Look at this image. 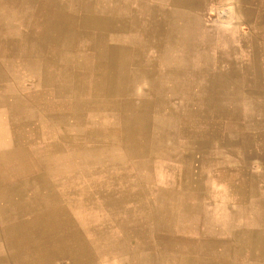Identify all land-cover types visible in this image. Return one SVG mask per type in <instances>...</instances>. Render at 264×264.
Listing matches in <instances>:
<instances>
[{
    "label": "rangeland",
    "instance_id": "374dc122",
    "mask_svg": "<svg viewBox=\"0 0 264 264\" xmlns=\"http://www.w3.org/2000/svg\"><path fill=\"white\" fill-rule=\"evenodd\" d=\"M103 2L0 0V83L43 172L0 264H264V0L155 94L87 14Z\"/></svg>",
    "mask_w": 264,
    "mask_h": 264
},
{
    "label": "crops",
    "instance_id": "0c3cea01",
    "mask_svg": "<svg viewBox=\"0 0 264 264\" xmlns=\"http://www.w3.org/2000/svg\"><path fill=\"white\" fill-rule=\"evenodd\" d=\"M103 4L87 9V14L93 23L105 24L103 31L110 44L129 46L143 56L139 60L147 81L144 86L154 88L151 89L154 94L160 85L177 86L178 79L190 77L199 69L208 70L206 60L216 50L209 49L212 45L208 35L212 31L219 40L216 52L223 55L225 37L233 40L241 31L249 34L262 23L258 18L260 0H104ZM221 7L232 8L225 24L215 19ZM210 16L215 19L211 25ZM13 102L0 83V238L3 239L16 237V215L31 203L33 189L43 190L38 183L43 172L33 166L32 120L24 118L17 126V115L11 110Z\"/></svg>",
    "mask_w": 264,
    "mask_h": 264
},
{
    "label": "built area",
    "instance_id": "2783aa9c",
    "mask_svg": "<svg viewBox=\"0 0 264 264\" xmlns=\"http://www.w3.org/2000/svg\"><path fill=\"white\" fill-rule=\"evenodd\" d=\"M219 15H220L221 17H226V16H227V10H225V9H220V11H219Z\"/></svg>",
    "mask_w": 264,
    "mask_h": 264
}]
</instances>
